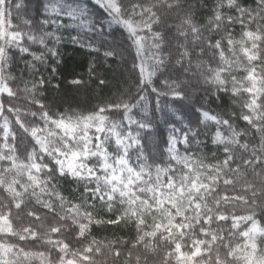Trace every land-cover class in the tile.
Wrapping results in <instances>:
<instances>
[{
	"label": "snow or ice",
	"instance_id": "obj_1",
	"mask_svg": "<svg viewBox=\"0 0 264 264\" xmlns=\"http://www.w3.org/2000/svg\"><path fill=\"white\" fill-rule=\"evenodd\" d=\"M93 2L107 24L78 0H0V264H118L122 256L123 264H264L257 220V210L264 212V0H216L206 24L196 18L206 2ZM110 25L123 30L126 46L108 33ZM67 27L78 30L74 44L103 48L105 58L135 52L131 83L91 110L54 111L39 95L44 80L12 86V63L57 57V33ZM208 52L212 60L201 59ZM189 75L230 94L244 126L234 111L226 117L201 107L196 127L169 125L168 161L149 164L142 140L154 126L151 113L169 98L189 99ZM134 108L141 119L130 115ZM201 128L216 149L210 158L199 152ZM68 176L84 187L79 203L58 191L55 182ZM121 224L134 226L130 240L93 235V226Z\"/></svg>",
	"mask_w": 264,
	"mask_h": 264
},
{
	"label": "trees",
	"instance_id": "obj_2",
	"mask_svg": "<svg viewBox=\"0 0 264 264\" xmlns=\"http://www.w3.org/2000/svg\"><path fill=\"white\" fill-rule=\"evenodd\" d=\"M80 6L89 11L94 18L103 20V12L96 8L93 0H78ZM189 3H195L200 5L202 3L207 4V8L197 7L196 18L200 24L207 23V16L209 15V9L216 3V0H188ZM245 5H253L254 0H241ZM227 11V10H226ZM234 14V13H233ZM62 24L71 23L68 18L62 17L59 21ZM13 23L17 24L19 21L13 18ZM51 30V29H49ZM77 29L67 27L61 29L57 35L61 37L60 42L55 44L58 49L59 55L52 57L50 54L44 57L43 62L33 61L32 56L28 55L24 59H17L12 63L9 68V72L17 80L12 82V86L15 88L23 87L21 81H40L44 80L45 84L39 87V95L43 98L44 102L52 107L54 111L65 112L69 108L76 111L91 110L94 106L106 101L108 98H114L119 92L124 91L129 83H131V76L129 70L132 67V59L135 56V52L129 55L127 52L123 54V59L118 57L105 58L103 52L105 49L101 48L99 52H95L86 46H80L74 44L71 40L72 36L77 34ZM108 33L116 39V41L122 45L127 44V40L122 38V29L117 25H110L107 27ZM240 27L236 25L234 28V34L239 37ZM205 36L209 33L205 32ZM48 46H53V41H48ZM31 51L39 55L42 51L41 46L38 44L31 46ZM199 52V49H197ZM204 61H211V53L201 57ZM31 63L34 67L29 68L28 64ZM150 63V62H149ZM187 66V65H185ZM94 68L95 71L90 72V69ZM183 72V69H179L177 65V71ZM138 75V70L136 72ZM159 76V73H158ZM175 73H173V77ZM191 81L186 91L189 99L183 98H169L168 106L160 112L151 113L155 118L154 126L146 130V136L142 140V144L146 145L144 149L145 160L149 164L167 162V148H168V136L169 125L175 127H181V123L185 125H191L196 127L200 120L199 108L209 110L211 114H223L226 117L233 111L237 114L235 123L238 127H243L244 122L238 119L240 112L239 105L233 102V98L230 94L216 93L215 88L204 82L203 79L198 77H188ZM74 79H80L84 84L80 87L71 84ZM155 79V78H154ZM105 80L107 83L101 84L100 81ZM31 87V84H29ZM110 117L115 120L122 119V114L109 113ZM134 120H139L142 117V113L138 108H134L130 113ZM179 117V119H178ZM124 131H127V122H124ZM214 130V126H213ZM202 134L199 139L203 142L199 147V152L207 155L209 158L211 152L215 151V147L211 144L210 135L203 134V128H201ZM142 135H144L142 133ZM111 153L115 152V145L109 141L107 144ZM178 150L183 154L185 147L182 144H177ZM190 151H197L196 147H192ZM136 151L131 153L130 163L133 166L138 164L136 160ZM94 162V161H93ZM176 167L175 162H172ZM43 179V175L41 176ZM58 186V191L68 200L73 203L81 202V196L84 193V187L82 184H78L72 177L68 176L61 178L55 182ZM119 208V204H117ZM97 210L100 215L107 218L110 213L107 209H100L97 203ZM257 220L264 225V212L257 210ZM93 235L97 239L111 240H130L135 235V228L133 225L121 224L118 228L115 226L97 227L93 226ZM77 246L78 245H74ZM25 247H31V245H25ZM117 247L123 245L117 244ZM43 250V249H39ZM126 256V249H125ZM124 257L118 264H123ZM109 264L111 262L109 261Z\"/></svg>",
	"mask_w": 264,
	"mask_h": 264
}]
</instances>
